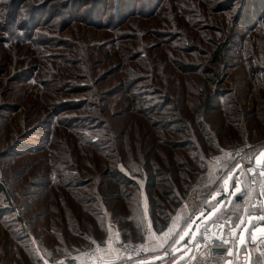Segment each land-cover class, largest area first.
Here are the masks:
<instances>
[{
	"label": "rangeland",
	"instance_id": "obj_1",
	"mask_svg": "<svg viewBox=\"0 0 264 264\" xmlns=\"http://www.w3.org/2000/svg\"><path fill=\"white\" fill-rule=\"evenodd\" d=\"M105 2L0 0V264H176L251 206L264 0Z\"/></svg>",
	"mask_w": 264,
	"mask_h": 264
},
{
	"label": "snow or ice",
	"instance_id": "obj_2",
	"mask_svg": "<svg viewBox=\"0 0 264 264\" xmlns=\"http://www.w3.org/2000/svg\"><path fill=\"white\" fill-rule=\"evenodd\" d=\"M262 158H264V151H261L259 153V156L256 158L257 165L264 166V163H262ZM237 167H239V165ZM248 171L249 173H252L253 175L255 174L254 169L252 168H249ZM260 175L264 176V172H261ZM232 180H235L236 187H235V190L230 193L231 198L235 199L236 197H239V196L251 197V192H246L245 190H243L240 187L239 178L236 177L231 172L228 174L227 178L223 180V185H224L223 194L224 195H229L228 187H229V182ZM220 195H221V192H216L212 196V200L215 201L216 198L219 197ZM261 195L264 196V189L261 190ZM220 203H223V201H220ZM252 207L255 208L256 205H252ZM261 208L264 209V204H261ZM216 210L217 209H214V212ZM214 212L209 213V217L213 215ZM245 212H247V209H245ZM177 219H179V217H177ZM205 219H208V217H206ZM247 219H248V223L245 224L244 218L241 217L240 222L237 223L236 227L231 229L230 236L233 239H222L220 236L216 235L215 233H213V236L210 238L206 236V239H211L213 240V242L219 241L220 244L222 245H234L235 251H233V247H228L226 249H219V248L214 249L215 251L218 252L221 259L223 258L224 255H226L228 257H235L236 262L239 261L241 247H244L245 249H247L248 239L246 237L248 234L249 227L251 225H259L258 227H254L252 229L250 240L253 244L257 245L255 250L259 253V255L264 257V250H262L260 247L261 245H264V214H261L258 216H248ZM201 223H204V221H201ZM241 226H243V229L242 231L239 232V235L237 236V230L241 229ZM177 227H179V225L175 223L174 221L173 225L169 227L168 232L164 233V243H167L168 240L172 238L174 229ZM196 227H197V230L199 231L200 226L197 225ZM223 227L224 225L221 224L220 229H222ZM191 228H192V224L189 223L187 227L182 231V233H176V235L179 236V239H177L174 244L170 245L172 254L183 250V255L178 257L176 264H179V261L184 260L185 257H188V259L191 261L197 260L196 255L189 256V253L193 252V248L189 247L188 244L183 245L182 249L175 247V244H179L181 241H184L185 238L189 236ZM206 231H207V228H205V232ZM256 233H260V236L258 237ZM195 237H196V233H191V238L195 239ZM161 247H163V244H161ZM205 247H207V245H205ZM200 248H201L200 244L195 245V249L197 251H199ZM168 254L169 252L166 250L165 255H168ZM249 257H250V253L245 255V264H248ZM155 259H160V257H155ZM141 264H147V262H141ZM227 264H234V261L228 260ZM255 264H264V261L257 260Z\"/></svg>",
	"mask_w": 264,
	"mask_h": 264
},
{
	"label": "built area",
	"instance_id": "obj_3",
	"mask_svg": "<svg viewBox=\"0 0 264 264\" xmlns=\"http://www.w3.org/2000/svg\"><path fill=\"white\" fill-rule=\"evenodd\" d=\"M242 164H245V172L247 176V180L249 183H255L259 177L260 173L264 172V166L257 165L253 161L252 156L250 155H245L241 156L240 158ZM252 168L254 169L255 174L253 175L252 173H249L248 169ZM236 185L233 188V191L235 190ZM256 207L259 206L258 203L255 204ZM264 211V209H263ZM248 215L245 216L244 222H246L248 219ZM204 221V220H201ZM206 222L204 225H202L199 229L198 234H196L195 239L191 238V234H189L187 240H188V246L193 244V252L191 255H196L197 260L193 264H225L226 261V255L223 256V258H220V255L217 252H213L212 250L214 248H228V247H234V245H222L220 244L219 241L213 242L211 239H206L207 237H212L213 233L216 235L220 236L222 239H233L230 236V231L231 229L234 228L233 222L230 218L221 216V217H216V218H209L208 220L204 221ZM201 223V222H200ZM224 225L222 229H220V225ZM205 228H207V231L205 232ZM195 229L191 233H195ZM260 236V234H259ZM200 244L201 248L199 251L195 249V245ZM207 245V247H205ZM248 247L253 251L254 257H255V262L257 260L264 261V257L260 256L259 253L255 250L257 245L253 244L251 240H248ZM262 250H264V245L260 246ZM208 248V253H206L204 256H201V253H203L204 249ZM190 255V256H191ZM183 264H187L184 262Z\"/></svg>",
	"mask_w": 264,
	"mask_h": 264
},
{
	"label": "crops",
	"instance_id": "obj_4",
	"mask_svg": "<svg viewBox=\"0 0 264 264\" xmlns=\"http://www.w3.org/2000/svg\"><path fill=\"white\" fill-rule=\"evenodd\" d=\"M262 151H264V150H262ZM258 154H259V152L252 156L253 161L255 163H256V158L258 157ZM262 163H264V158H262ZM262 189H264V176L260 175L259 179L255 183H251V190L248 191V192H251V197L245 196V198H244V199H246L244 204H246V202L251 198V204H250L251 206L248 205L251 208L247 207L248 211L245 213L243 218H245L246 215H248V216H258V215L264 214V211L261 208V204H264V196L261 195V190ZM256 203H258L259 206L253 208L252 205H255ZM232 222H233V225H234V228H235L237 223L240 222V219L236 220V223L234 221H232ZM246 222H245V224H246ZM251 226L252 227H258L259 225H251ZM241 228H242V226H241ZM239 232H240V229L237 230V236L239 235ZM246 238L248 240H250V235H247ZM219 249H225V248H219ZM233 251H235L234 247H233ZM206 253H208V248L206 249ZM248 253H250L248 264H255V257H254L253 251L248 247V245H247V249H245L244 247H241L240 256H239V261L238 262H236V258L235 257L226 256V260L227 259L233 260L234 264H245V255L248 254ZM185 262L187 264H193L194 263L193 261H191L189 259H187Z\"/></svg>",
	"mask_w": 264,
	"mask_h": 264
},
{
	"label": "trees",
	"instance_id": "obj_5",
	"mask_svg": "<svg viewBox=\"0 0 264 264\" xmlns=\"http://www.w3.org/2000/svg\"><path fill=\"white\" fill-rule=\"evenodd\" d=\"M62 1H66V4H69L72 0H62ZM80 1H82L84 4H88V2L89 1H91V0H80ZM106 7V2H105V0H103V5L101 6V8L99 7V9L98 10H100L101 9V11L104 9H106L105 8ZM220 50L219 49H217V50H215V52H214V57L216 58L217 57V59L220 57ZM1 191H3V190H1ZM246 192H247V190H245ZM4 193V192H3ZM245 198V196L242 198V199H244ZM232 200V203H236L234 200H233V198L231 199ZM239 201H241V200H239ZM239 201H237V202H239ZM206 222H204V223H200L199 224V226L201 227L202 225H204ZM188 243V240H187V238L184 240V242L182 243L183 245H185V244H187ZM189 247H191V248H193V244H191V245H189ZM214 249H216V248H214ZM212 250L213 252H216L215 250ZM180 252V251H179ZM192 253V252H191ZM191 253H189V256L191 255ZM183 255V254H182ZM185 258H188V257H185ZM170 264V263H169Z\"/></svg>",
	"mask_w": 264,
	"mask_h": 264
},
{
	"label": "water",
	"instance_id": "obj_6",
	"mask_svg": "<svg viewBox=\"0 0 264 264\" xmlns=\"http://www.w3.org/2000/svg\"><path fill=\"white\" fill-rule=\"evenodd\" d=\"M244 196H239V197H236L235 199H233L235 202H237V201H239V200H241L242 198H243ZM258 237H259V235H257ZM229 259H227L226 261H225V264H227V261H228Z\"/></svg>",
	"mask_w": 264,
	"mask_h": 264
}]
</instances>
